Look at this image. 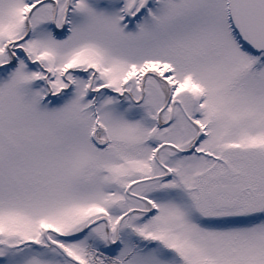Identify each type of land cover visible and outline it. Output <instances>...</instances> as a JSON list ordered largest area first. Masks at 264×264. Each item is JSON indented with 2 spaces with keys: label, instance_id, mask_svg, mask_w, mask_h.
Masks as SVG:
<instances>
[{
  "label": "snow or ice",
  "instance_id": "1",
  "mask_svg": "<svg viewBox=\"0 0 264 264\" xmlns=\"http://www.w3.org/2000/svg\"><path fill=\"white\" fill-rule=\"evenodd\" d=\"M0 264H264V0H0Z\"/></svg>",
  "mask_w": 264,
  "mask_h": 264
}]
</instances>
